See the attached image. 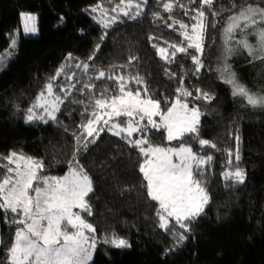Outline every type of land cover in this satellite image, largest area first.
I'll list each match as a JSON object with an SVG mask.
<instances>
[{
	"label": "trees",
	"instance_id": "16d2710c",
	"mask_svg": "<svg viewBox=\"0 0 264 264\" xmlns=\"http://www.w3.org/2000/svg\"><path fill=\"white\" fill-rule=\"evenodd\" d=\"M133 2L141 3L140 16L130 19L121 14L115 24L105 29L93 19L99 18V12L93 13L91 8L100 4L109 17L116 16L112 9L120 0H0V57L4 58L0 64V156L23 152L43 161V175L57 177L68 172L76 156L93 182V192L86 198L92 215L81 214L95 227L98 240L115 233L131 244L130 248L117 249L98 243L91 264H264V108L239 102L241 98L232 96L231 89L220 82L216 72L227 17L248 4L264 7V0H213V10H219L215 17L205 7L208 28L201 57L205 68L201 69L199 78L192 74L194 65L190 56L178 53L176 63H167L157 50L167 48L171 53L168 45L183 40L177 31L179 24L175 26L177 30L169 27L170 14L163 10V3L169 0ZM180 2L189 10L188 15L177 6L171 16L191 25L194 21L190 17L195 15L193 10L199 7L200 0L194 4L188 0ZM233 3L237 7L230 9L228 6ZM34 8L39 11L38 36L21 37L16 52L7 55L20 13ZM135 11L133 8L130 15ZM237 54L234 57H240ZM77 63H87L88 73L75 68ZM61 65H65L66 73H75L71 83L77 89L84 83H92L95 85L92 92L84 89L85 94L81 95L73 90L61 105L58 122L26 123V110ZM239 65L237 62L235 68L244 74L249 89L264 94V79L258 75L259 70L250 64ZM99 71L106 73L103 79L88 80V76L95 77ZM169 73L174 78L170 79ZM109 75L125 76L129 80L127 86L133 90L146 86L149 95L160 101L162 109L167 107L166 100L174 101L181 78L184 87L194 95L199 88L214 96L210 103L193 101L192 97L188 100L203 113L200 137L217 147L206 146L201 150L191 136L171 142L174 146L181 142L190 144L194 152L213 156L204 172L209 203L192 223L191 231L185 233L188 239L183 242L158 226V205L147 196L143 186L146 182L139 171L143 158L137 149L107 131L100 133L86 150L82 146L83 137L81 145H77L76 136L82 131L79 126L89 117L82 115L83 104L70 101L83 100L87 104L90 96L105 88L109 90L106 95L117 94L116 80L108 79ZM134 76L141 77L144 84L137 85L130 79ZM54 84L55 91L63 95L59 86H67L69 81L61 76ZM150 134L154 144H168L163 130H153ZM237 148L239 165L246 173L243 184L225 182L222 176L228 163L226 150L233 152L235 163ZM14 231L15 227L9 228L0 212L3 241L0 264H4ZM172 231L183 232V229L177 225Z\"/></svg>",
	"mask_w": 264,
	"mask_h": 264
},
{
	"label": "snow or ice",
	"instance_id": "6c2138e0",
	"mask_svg": "<svg viewBox=\"0 0 264 264\" xmlns=\"http://www.w3.org/2000/svg\"><path fill=\"white\" fill-rule=\"evenodd\" d=\"M143 4L147 0H142ZM189 4L196 3V0H188ZM120 5H123L121 7ZM179 6L184 9L185 15L189 10L180 0H169L163 3V10L170 15L172 20L169 27L177 30L179 24V35L183 40L179 44H169L171 53L167 48H157L167 63H176L177 54L190 56L194 65L192 74L199 78L201 69L205 68L202 55L205 48V35L207 32V16L205 7L215 17L219 10H213V0H200L198 8L194 9L195 15L190 17L194 21L191 25L175 20L171 13ZM230 9L237 7L236 3L228 6ZM135 8L136 11L131 13ZM113 12L116 16H108V12L102 5L97 4L91 8V12H99V18L93 17L98 24L107 29L119 20L122 14L130 19H136L142 13L141 3H134L133 0H120ZM158 19L161 17L155 14ZM23 30L25 33H36V17L22 14ZM63 20V18H61ZM264 24V7L248 4L241 7L239 12H234L227 17L225 26L222 29V46L216 72L221 81L230 86L233 97L241 98L239 102H246L253 108H264V94L254 93L241 83L232 71L228 63L229 58L237 49L246 50L253 59H264V28L257 27ZM215 24L213 23V27ZM253 31L248 33V29ZM239 31L242 35L237 38ZM105 33L104 35H106ZM101 36V40L104 39ZM248 35L256 37V43H250ZM150 39H153L150 37ZM17 41L11 39V48H15ZM189 49H193L189 53ZM260 52L259 56L254 53ZM11 55V52L7 53ZM0 57V64L3 63ZM72 59L71 54L68 57ZM91 59V57H90ZM77 69L88 73L87 63H77ZM65 65H61L54 76L49 78L44 89L35 98L34 103L26 112L25 122H58L57 114L61 111V105L72 95V91H79L84 95V89L89 93L95 87L92 83H84L77 89L76 84L71 83L75 73H66ZM104 71H99L95 77L88 76V80H100L105 77ZM64 76L69 84L60 85L58 94L55 91L57 85L54 81ZM169 78H174L169 73ZM108 79H115L118 92L115 95H106L105 88L97 95L89 97L88 103L83 100L72 99L71 103L83 104L84 114L89 118L80 124L81 134L76 136L77 145H81L83 137V148L86 150L89 144L96 142L101 132L107 130L113 136L121 137L128 145L139 151L143 158L139 165L142 174L143 185L146 188L147 196L158 205L156 215L159 228L172 232L178 242L188 239L185 233L191 231V225L202 215L205 206L209 203V195L204 184L205 167L213 161L212 155H200L193 151L190 144L181 142L179 145H172V141H184L186 136L196 140L201 150L217 146L207 139L200 137V123L203 113L195 103L189 107L188 97L193 101H204L210 103L214 96L199 88L193 91L184 87V80L181 78L176 89L174 101H165L166 108H161L159 100L153 99L147 87L133 90L127 85L129 80L125 76H108ZM137 85H143L144 81L139 76L130 78ZM143 93V95H142ZM91 109V111H89ZM120 117L126 118L120 120ZM159 117V120L155 119ZM163 130L166 133L167 145H156L149 138V132ZM138 138L132 139L133 134ZM91 138V139H89ZM239 141V137L236 138ZM79 147L77 151H79ZM219 150V149H217ZM227 151L228 163L226 170L222 172L225 182L243 184L246 173L240 167V155L237 148L235 163H233V152ZM0 212L4 214L5 223L9 228L15 227L11 244L6 249L4 264H91L93 255L98 243L108 244L114 248H130L131 244L125 238L115 233L98 240L95 227L87 222L81 213L92 215L91 205L86 199L93 192V182L85 171L84 167L73 156V162L69 164L68 173L64 176L41 175L44 171L42 160H38L23 152H10L7 156H0ZM79 209V211H74ZM174 221V224L170 223ZM179 226L183 232L172 231ZM0 243H3L0 240Z\"/></svg>",
	"mask_w": 264,
	"mask_h": 264
},
{
	"label": "rangeland",
	"instance_id": "374dc122",
	"mask_svg": "<svg viewBox=\"0 0 264 264\" xmlns=\"http://www.w3.org/2000/svg\"><path fill=\"white\" fill-rule=\"evenodd\" d=\"M22 14H28V15H32V16H35L36 17V20H35V25H36V28H37V32L36 33H25L24 32V30H23V19H22ZM38 16H39V11H38V9L37 8H34V9H31V10H26V11H22L21 13H20V15H19V23H18V26L15 28V30H14V33H13V37L12 38H15L16 39V41H17V44H16V47L15 48H11L10 47V45H11V42H10V45H9V48H8V53H9V51L11 52V54H14L15 52H16V48H17V46H18V42H19V40H20V38L21 37H36V36H38V34H39V29H38ZM257 27H260V28H264V24H259V25H257ZM248 33H251L252 31H253V29L252 28H249L248 30ZM242 35V33H240L239 31H237V33H236V37L237 38H239L240 36ZM248 40H249V42L250 43H253V44H255L256 43V37L254 36V35H248ZM236 53H238L237 54V56H240V57H234V55L236 54ZM254 55L255 56H259L260 55V52L259 51H257L256 53H254ZM235 58V59H234ZM220 61V60H219ZM239 63V64H241V65H239V66H245V65H247V64H250V65H252V66H254L255 68H256V70L258 71L259 70V72H258V75H260L263 79H264V69H263V65H264V59H253V57L252 56H249L248 55V53H247V51L246 50H243V49H237V51L229 58V60H228V63L231 65V68H232V71H234L235 73H236V76H237V79L241 82V83H243V84H245L247 87H248V85L246 84L247 82H246V80L244 79V74H242V73H240L239 72V70H236V68H235V65H236V63ZM261 65H262V67H261ZM260 68H262L263 69V71H260ZM219 80H220V82L221 83H223L222 81H221V79L219 78ZM223 84H225V83H223ZM225 85H227V84H225ZM229 88H230V86L229 85H227ZM249 88V87H248ZM231 89V88H230ZM251 91V90H250ZM192 105L191 104H189V107H191ZM201 118H202V116H201ZM120 120H125L126 118H124V117H120L119 118ZM155 119H157V121L159 120V117H156ZM153 130H155V129H152L151 130V132L153 131ZM105 131H107V130H105ZM108 132V131H107ZM102 133V132H101ZM110 133V132H109ZM149 134H150V132H149ZM148 134V135H149ZM152 134H154V133H152ZM152 134H150L149 136H152ZM165 136H166V133H165ZM136 138H138V134H133V139H136ZM68 173V172H67ZM66 173V174H67ZM65 174V175H66ZM41 175H43L42 173H41ZM62 176H64V175H62ZM61 177V176H60ZM74 211H79V209H74ZM82 215V214H81ZM83 216V215H82ZM84 217V216H83ZM172 222V221H171ZM170 222V223H171Z\"/></svg>",
	"mask_w": 264,
	"mask_h": 264
}]
</instances>
